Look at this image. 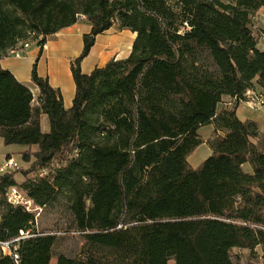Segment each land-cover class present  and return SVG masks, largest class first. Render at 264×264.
I'll return each mask as SVG.
<instances>
[{
  "label": "trees",
  "instance_id": "16d2710c",
  "mask_svg": "<svg viewBox=\"0 0 264 264\" xmlns=\"http://www.w3.org/2000/svg\"><path fill=\"white\" fill-rule=\"evenodd\" d=\"M262 8L264 0H0V61L28 40L40 56L83 17L91 26L71 63L70 108L37 61V94L0 66V139L33 159L22 182L0 173V264L55 257L57 236L8 200L14 187L41 208L65 200L84 245L57 264H235L234 248H260L264 258V133L237 115L248 89L264 95L252 24ZM113 26L136 34L129 56L84 73L97 36ZM224 97L235 106L218 111ZM207 125L212 153L193 167Z\"/></svg>",
  "mask_w": 264,
  "mask_h": 264
},
{
  "label": "crops",
  "instance_id": "0c3cea01",
  "mask_svg": "<svg viewBox=\"0 0 264 264\" xmlns=\"http://www.w3.org/2000/svg\"><path fill=\"white\" fill-rule=\"evenodd\" d=\"M261 10H264V8ZM82 19L78 23L64 28L57 35L51 36L40 56V48L31 45L25 51L24 57L7 56L0 61V66L3 68L7 67L19 81L31 87L37 94L38 89L31 81L32 69L37 61L39 75L49 77L51 85L61 91L65 107L70 108L76 92L71 63L82 52L84 34H88L91 31V26L86 21L87 19L84 17ZM135 38L136 34L132 31L119 30L116 26L104 33L102 32V34L97 36L96 43L92 47L90 54L82 62L83 72L90 73L95 67H103L111 59L127 58ZM41 123L43 132H49L50 124L47 115L42 116ZM4 170L10 169L1 168L0 173L5 172ZM17 181L19 180L17 179ZM50 264H57V261L53 262L51 260Z\"/></svg>",
  "mask_w": 264,
  "mask_h": 264
},
{
  "label": "rangeland",
  "instance_id": "374dc122",
  "mask_svg": "<svg viewBox=\"0 0 264 264\" xmlns=\"http://www.w3.org/2000/svg\"><path fill=\"white\" fill-rule=\"evenodd\" d=\"M226 1V0H224ZM87 21V20H86ZM253 30L259 37V46L264 50V42L261 37L264 34V10L259 11L253 19ZM28 42L32 46H37L31 40ZM258 90H262L259 86H256ZM235 100L230 97H224L222 103L219 105L218 111L225 108H233ZM237 115L242 120L253 119L258 123L259 130L264 133V107L250 108L246 102H241L238 109ZM200 137L204 139V143L199 146L193 153L188 157L190 165L198 167L208 156L211 155L212 149L210 148V141L214 137L213 125H207L199 130ZM25 150L24 147L18 145H11L10 147L5 145L3 140L0 139V170L1 168L6 169V162L9 160L7 156H11L10 159H15L17 166L12 169L16 172L15 176L21 182L26 178L21 170L29 169L31 162L22 160L21 153ZM33 148L32 151H34ZM244 170L251 172L249 164L244 166ZM5 171V170H4ZM38 173H32L29 177L34 178ZM39 229L48 233H53L57 236V243L55 244L54 256L52 261H57L59 254H65L70 257L82 256V249L84 245V237L75 228V224L71 213L67 209L65 200L49 205L42 208L40 216L37 217ZM259 256H254L249 250L234 248L231 250V257L235 264H264V258H262V251L260 248L257 249ZM173 263V261H171Z\"/></svg>",
  "mask_w": 264,
  "mask_h": 264
},
{
  "label": "built area",
  "instance_id": "2783aa9c",
  "mask_svg": "<svg viewBox=\"0 0 264 264\" xmlns=\"http://www.w3.org/2000/svg\"><path fill=\"white\" fill-rule=\"evenodd\" d=\"M261 40L264 42V35L261 37ZM31 46L29 42L19 43L17 47L14 48V52L9 54L16 58H22L25 55V51ZM245 96H251V103H246L250 108L264 107V95L261 91L256 89H248L245 93ZM244 102V100L242 101ZM17 166L15 159H9L6 162V168H13ZM8 200L15 205H23L30 212L35 213L36 219L40 216L42 210L41 207L37 206L32 199L25 197V195L18 189L11 188L8 192ZM4 245H8L7 243ZM17 255H15V258Z\"/></svg>",
  "mask_w": 264,
  "mask_h": 264
},
{
  "label": "bare ground",
  "instance_id": "6f19581e",
  "mask_svg": "<svg viewBox=\"0 0 264 264\" xmlns=\"http://www.w3.org/2000/svg\"><path fill=\"white\" fill-rule=\"evenodd\" d=\"M13 52H14V49H12L9 54H12ZM244 102L251 103V96H245Z\"/></svg>",
  "mask_w": 264,
  "mask_h": 264
}]
</instances>
